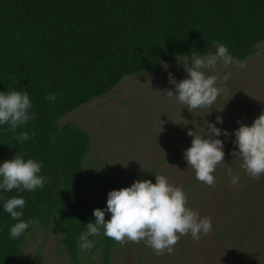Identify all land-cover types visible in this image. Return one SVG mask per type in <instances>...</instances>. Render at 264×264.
<instances>
[{"label":"trees","instance_id":"1","mask_svg":"<svg viewBox=\"0 0 264 264\" xmlns=\"http://www.w3.org/2000/svg\"><path fill=\"white\" fill-rule=\"evenodd\" d=\"M261 42L264 0H0V91L28 92L34 113L16 130L29 132L23 144L7 125L0 126V162L16 153L43 161L47 180L43 189L19 193L26 201L21 219L53 228L71 263L82 264L79 235L95 220L93 210L106 208V194L95 199L86 178L90 133L61 119L127 76L152 73L164 63L190 58L192 51L207 54L218 44L243 61ZM53 93L54 101L45 99ZM216 127L233 133L239 124ZM218 138L225 164L216 168L215 186L197 181L193 173L196 186H204L210 198L217 247L210 264H264V175L250 178L230 154L234 135ZM192 139H186V148ZM229 168L240 177L235 187ZM14 195L15 189L0 193V204ZM14 223L0 207V264H46L23 250L34 227L10 239ZM116 243L102 236L103 264H110Z\"/></svg>","mask_w":264,"mask_h":264},{"label":"rangeland","instance_id":"2","mask_svg":"<svg viewBox=\"0 0 264 264\" xmlns=\"http://www.w3.org/2000/svg\"><path fill=\"white\" fill-rule=\"evenodd\" d=\"M214 46L209 53L215 51ZM179 58L152 73H137L125 77L112 91L67 114L61 122H73L86 129L92 146L85 157L86 178L95 199L102 192L129 187L136 180H151L163 175L170 184L180 187L187 197L186 206L209 217V197L204 186L197 187L193 173L183 159L187 149L185 141L189 129L201 131L206 124L215 123L217 116L223 124H236L245 119H256L264 111V42L243 61L234 60L228 68L218 64V77L231 72L227 82L218 79L222 89L210 108L190 112L167 97L166 91L174 92L169 83L171 72L177 82L187 78L184 64ZM240 65H244L241 67ZM205 135V134H204ZM102 182V184H101ZM103 185L104 189H101ZM209 198V199H208ZM208 200V204H207ZM212 231L193 240L190 235L181 236L174 246V253L155 255L144 242L116 243L110 264H210L217 255L216 237ZM102 236L93 239L94 248L89 254L80 252L82 264H103ZM23 250L26 256L46 264H72L61 244V237L53 228L46 229L38 223L28 235ZM94 255L92 261L90 256Z\"/></svg>","mask_w":264,"mask_h":264},{"label":"clouds","instance_id":"3","mask_svg":"<svg viewBox=\"0 0 264 264\" xmlns=\"http://www.w3.org/2000/svg\"><path fill=\"white\" fill-rule=\"evenodd\" d=\"M180 61V60H179ZM184 64L187 78L179 82L168 73L169 83L174 85V92L169 90L164 94L167 97L175 96L178 103L187 107L190 112L201 108H210L222 91L218 87V79L227 82L231 72L222 76L208 74L216 72L217 65L228 68L234 64L229 49L224 44H218L215 51L207 54H198L192 51L190 60L180 61ZM243 67L244 65H240ZM165 70L168 65L163 64ZM48 101L56 99L55 94L45 97ZM32 101L28 92L0 91V126L7 125V131L15 134L18 143L23 144L30 139L28 131L16 130L32 119L34 113ZM239 127L229 133L226 129L216 127L223 124V117L217 116L215 123L206 124L205 135L198 131L188 130L187 135L192 137L191 146L183 153V159L190 169L195 172V179L208 186H215L214 173L220 164H225L224 142L221 135L228 138L234 135L231 141L233 149L231 155L235 160L242 161L241 168L252 179H259L264 175V111L246 125L237 121ZM43 161L32 158L25 159L21 154H15L12 159L0 162V193L16 190L17 195L3 200L0 207L9 214L16 223L9 227V238L17 239L38 221L29 218L21 219L24 215L25 199L20 192H34L43 189L47 183L42 174ZM227 176L232 186H237L240 177L229 168ZM186 193L169 183L163 175H155V183L151 180H136L131 186L113 189L107 193L106 208L94 209V221L85 224V230L79 235V251L89 254L94 248L91 237L101 234L117 243L144 242L155 255H171L174 246L181 236L190 235L193 240H199L201 235L212 231L210 217H200L199 213L188 208ZM110 218L105 220V213ZM90 259L95 260L91 255Z\"/></svg>","mask_w":264,"mask_h":264}]
</instances>
